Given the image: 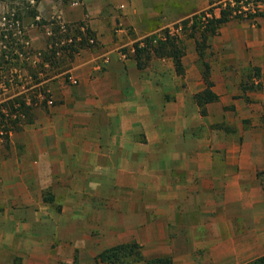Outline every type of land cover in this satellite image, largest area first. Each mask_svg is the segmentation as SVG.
Instances as JSON below:
<instances>
[{
	"label": "crops",
	"instance_id": "crops-1",
	"mask_svg": "<svg viewBox=\"0 0 264 264\" xmlns=\"http://www.w3.org/2000/svg\"><path fill=\"white\" fill-rule=\"evenodd\" d=\"M118 10L119 24L134 28L157 13L146 0H73L60 7L58 17L84 20L99 46L76 54L69 72L77 84L65 87L55 114L36 130L48 167L80 169L95 183L96 199L129 204L100 210L125 218L101 219V226L120 229L85 246L91 261L133 240L144 259L168 257V264H243L263 255L264 94L242 142L217 145L200 137L193 95L167 100L165 85L146 72L149 65L138 68L118 49L125 43L123 28L115 27ZM260 67L264 85V62ZM216 102L205 104L207 112Z\"/></svg>",
	"mask_w": 264,
	"mask_h": 264
},
{
	"label": "rangeland",
	"instance_id": "rangeland-1",
	"mask_svg": "<svg viewBox=\"0 0 264 264\" xmlns=\"http://www.w3.org/2000/svg\"><path fill=\"white\" fill-rule=\"evenodd\" d=\"M70 1L73 0L66 3L62 0H40L37 5L39 16L46 20L60 19V7ZM221 1L146 0L157 13L150 18L141 17V24L136 28L128 22L119 24L123 14L118 10L115 27L123 28L124 40L121 42H128L121 43L118 49L129 51L135 40L152 33L151 30L173 29L174 23L212 6L218 15L217 5ZM2 9L0 6V11ZM122 20L127 21L126 18ZM48 29L36 25L28 27L30 43L35 50L47 47ZM185 42L183 76L177 75L171 60L165 58L152 59L146 72L165 85L163 93L167 100H172L177 94L190 97L204 87L201 71L203 60H207L211 66L213 89L219 98L210 107V113L207 108L202 111L199 107L197 132L200 137H213L215 141H210L217 145L226 142L227 138L242 142L245 135L247 138V133L253 131L255 103L264 94L260 72L261 62H264V17H257L256 22L230 20L209 40L203 59L197 54L192 39ZM57 55L65 66L66 53L57 52ZM17 71L18 75L12 77L10 86L0 92V103L23 93L29 115L22 117L8 137L5 132H0V264H66L69 263L68 258H71L70 264H107L99 256L104 249L94 255L92 262L85 246L91 247L89 242L92 240L99 244L109 233L116 234L120 229L113 228L110 222L108 226H101L102 218H125L110 216V212H106L108 217L102 216L101 209L128 208L129 204L125 201L115 203L109 196L104 202L96 199V185L90 179L80 177L83 171L48 167L46 152L42 148L39 150L40 146L35 143L37 128L45 126V120L52 118L55 114L52 109L61 103L63 90L66 86L76 85L77 78L70 74L68 68L33 83L26 69ZM258 174L260 176V172ZM106 193L109 195L108 191ZM93 221L97 226L90 231L79 230V227ZM113 229L117 231L113 232Z\"/></svg>",
	"mask_w": 264,
	"mask_h": 264
},
{
	"label": "trees",
	"instance_id": "trees-1",
	"mask_svg": "<svg viewBox=\"0 0 264 264\" xmlns=\"http://www.w3.org/2000/svg\"><path fill=\"white\" fill-rule=\"evenodd\" d=\"M67 1L62 0L63 3ZM214 1L216 0H209V3ZM39 2L40 0H0V6L3 7L0 11V92L10 86L12 77L18 75L17 69H26L31 82H40L52 74L70 68L74 55L81 49L99 46L95 31L84 20L74 22H62L56 18L46 20L39 16L37 8ZM217 7L218 15L212 6L174 23L173 29L165 27L135 40L129 51L126 48H121L120 51L132 57L137 67L141 69L154 58L170 59L175 73L183 76L186 39L193 40L197 54L203 59L209 47V40L230 20L236 18L256 22L257 17H264V0H222ZM34 25L49 27L45 49L37 51L30 43L28 27ZM57 52L66 53L65 66ZM256 75L259 77V69ZM201 77L204 87L194 93L193 99L204 111L205 104L219 98L213 89L211 66L207 60H203ZM26 115H29V106L23 93L7 98L0 103V132H5L8 137V133L16 129L22 117ZM99 256L107 264L170 262L168 257L144 259L140 244L135 240L108 247ZM243 264H264V254Z\"/></svg>",
	"mask_w": 264,
	"mask_h": 264
},
{
	"label": "built area",
	"instance_id": "built-area-1",
	"mask_svg": "<svg viewBox=\"0 0 264 264\" xmlns=\"http://www.w3.org/2000/svg\"><path fill=\"white\" fill-rule=\"evenodd\" d=\"M244 9H246V8H244ZM70 81H71V82H73V81H74V79H72V78H71V79H70Z\"/></svg>",
	"mask_w": 264,
	"mask_h": 264
}]
</instances>
